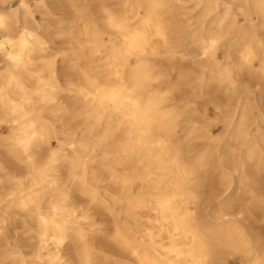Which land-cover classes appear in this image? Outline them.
<instances>
[{
    "label": "bare ground",
    "instance_id": "bare-ground-1",
    "mask_svg": "<svg viewBox=\"0 0 264 264\" xmlns=\"http://www.w3.org/2000/svg\"><path fill=\"white\" fill-rule=\"evenodd\" d=\"M0 147L25 168L0 264L107 259L76 193L113 215L112 264H264L236 207L264 208V0H0Z\"/></svg>",
    "mask_w": 264,
    "mask_h": 264
},
{
    "label": "rangeland",
    "instance_id": "rangeland-1",
    "mask_svg": "<svg viewBox=\"0 0 264 264\" xmlns=\"http://www.w3.org/2000/svg\"><path fill=\"white\" fill-rule=\"evenodd\" d=\"M15 5L17 4L16 1L13 2ZM188 5H192V3H187ZM183 19H185L183 17ZM172 64L175 66H184V67H191V60L187 59L185 61H177L176 63L173 61ZM165 66H168V63H165ZM171 78H175V74L171 76ZM181 90H177L176 98L179 100L182 98L183 89L184 91H193L195 90V86H189L188 88L180 86ZM222 95L223 93L213 89H207L203 95H200L196 98L195 102L198 103V106L202 108L204 105L211 106V100L217 98V96ZM192 105L194 103H191ZM78 105H75V107ZM79 122V120H77ZM76 123V122H75ZM82 126V125H81ZM79 126V128L81 127ZM60 129V127L58 126ZM80 133V130H78ZM54 145H56V140L52 141ZM24 167L17 163L16 160L10 158L7 153V150H4L0 147V175L5 177L7 174L12 173H22L24 171ZM260 185L258 186L260 189H264V171L259 175ZM99 190L106 193V190L110 192H114L117 190V187L113 185L111 182L104 181L99 184ZM5 188H0V198L6 195L7 191L11 189L9 183L4 185ZM75 197L77 199H82V204L86 208H90L91 214V222L95 223L90 228L91 234L90 239L96 244L98 251H103L104 254L108 256V258H102L100 260V264H112L115 259H118L119 254V245H117L112 240V235L115 230V219L113 215L110 213L109 210L105 209L102 205H97L94 202H89L88 199L83 196L82 194L76 193ZM239 201L236 202V207L243 209L242 213L238 216L245 225H247L253 233L262 236L264 238V208L262 205L251 197L238 199ZM6 202H2L0 204V216H6V209L5 205ZM202 206L204 208H209V210L215 206V202H208L205 201ZM118 208L119 205L114 206ZM7 232L9 234L17 236L18 239L26 244V242H30L33 239L31 238L32 233L26 231L27 224L23 222L24 217L21 214L10 213L7 215ZM125 217L124 215V206L122 205V220ZM6 232V233H7ZM12 236V237H14ZM230 264H239V262L235 261L232 256H229Z\"/></svg>",
    "mask_w": 264,
    "mask_h": 264
}]
</instances>
